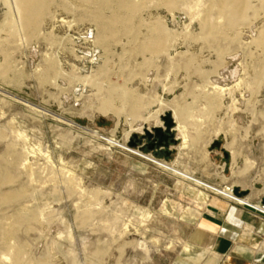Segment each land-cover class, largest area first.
<instances>
[{
  "label": "rangeland",
  "instance_id": "rangeland-1",
  "mask_svg": "<svg viewBox=\"0 0 264 264\" xmlns=\"http://www.w3.org/2000/svg\"><path fill=\"white\" fill-rule=\"evenodd\" d=\"M133 1L139 7L135 13L117 9L113 2L104 11L122 20L134 17L135 30L113 32L109 63L95 87L84 85L83 76L100 71L105 55L102 47L86 41L95 34L97 21L80 0H54L40 35L27 31L24 40L11 6L0 0V64L9 66L0 73V163L24 155L7 171L15 186L28 190L20 203L39 209V218L19 229L25 264H209L215 258L193 248L185 225L188 212H196L201 190L223 195L224 185L247 187V179L264 177L261 1L252 0L239 31L228 30V38L218 42L210 41L204 22H219V32L228 29L226 15L215 7L219 0H177L172 8L161 0ZM184 4L193 7L191 15ZM91 5L95 10L97 5ZM54 15L62 18L56 26ZM165 34L170 36L167 52L153 59L151 49L141 51ZM45 59L59 62L47 81L41 66ZM240 81L239 109L229 117L231 97L211 95L210 88H234ZM112 85L129 91L125 110H82L83 88L85 95H95L100 87L122 104V90ZM167 113L175 120L173 144L182 146L180 158L173 161L149 152L153 149L145 135L146 129L164 126ZM225 115L228 133L212 141L213 132H197L201 124L196 119L214 126ZM68 120L85 128H73ZM189 128L196 131L186 132ZM217 141L230 153L223 172L209 167L208 150ZM232 152L243 170L239 176L233 173ZM208 172L229 183L206 180ZM13 211L11 204L0 206V229L11 222Z\"/></svg>",
  "mask_w": 264,
  "mask_h": 264
},
{
  "label": "bare ground",
  "instance_id": "bare-ground-1",
  "mask_svg": "<svg viewBox=\"0 0 264 264\" xmlns=\"http://www.w3.org/2000/svg\"><path fill=\"white\" fill-rule=\"evenodd\" d=\"M3 1L6 5L9 6V8L11 6L13 10L14 19H15L13 22L14 26L18 29L19 32H24L23 34H19L21 35L20 40H24L27 38V34H26L27 31H30L32 33L31 35H40L41 29H43L40 27V25L44 23L47 15L49 14L50 6L54 2V0H3ZM80 1L82 5L86 6L85 11L87 13H91L97 21L96 23L97 28H96L95 34L92 36V38H86V41H92L95 44V46L102 47L104 50V55H105V60L103 61V64L101 65L99 64L97 66V68L100 71L93 70L91 73L85 74L83 76L84 85L92 83V86L96 87L97 84L100 83V80L98 79V77L100 76L102 72L105 71V67L108 66V63H109L108 62L109 54L107 51L109 49L110 43L114 40L113 32L115 30L123 29L124 31L128 32V34H131L132 30H135L134 27L131 25V22L134 17L130 16L128 19L122 20L116 15L106 16L104 13L105 9L109 6L110 2H113L116 5L117 9H128L132 13H135L139 7L135 4L133 0H80ZM176 1L177 0H161L163 4H165L167 7H170V8L175 6ZM260 1L262 3V7L264 8V0H260ZM252 3H253L252 0H219L218 2H216L215 7L219 9L221 13L226 15V23L228 24V29L225 31L219 32V29H220V25H218L219 22L215 23L208 19L205 20L204 28L207 34H209L210 36V41L218 42L221 39L226 40L228 38V33H227L229 32L228 30L239 31L240 26L244 22H246L248 18L247 17L248 11L252 10L253 8ZM91 4L97 5L95 10L92 9L93 7ZM184 11H186L187 14L191 15V13L193 12V7L190 4H184ZM214 11L216 12V10ZM151 17L152 16H150V18ZM61 19L55 16L54 25L56 26L57 23L61 21ZM173 19H175V16H173ZM152 20L153 19L151 18L150 21ZM120 25H122V27H120ZM261 33H262V36L261 38L258 39V42L259 44L264 45V30ZM169 39H170V36L167 34L160 35L157 38H152L149 41V43L144 44L142 46L141 51L151 49V52H152L151 55L153 59H155V57L159 53L167 52L169 50ZM22 42L24 43V41ZM169 56H170V52H169ZM51 59H49L48 63H46L47 59H45L44 64L41 65L43 66V68L45 67L44 70L46 69L47 71L46 74L42 75L44 76L45 80L46 79L49 80L51 70L56 67L57 63H59L56 59H55L56 61H52ZM153 59H151L150 62H152ZM6 62L4 65L0 64L1 74L6 73L8 71L7 69H9V66H6ZM241 83L242 82L240 81L239 83L235 84L234 88L232 86L231 88H226V87H221V86L220 87L212 86L210 88V90H212L213 92V93H210L211 95L231 97L232 102L228 104V107L226 106L229 110V112L227 113L229 117H231L230 116L231 112L234 115V113L237 112V110L239 109L237 107V102L239 101V99L236 96V92H237L236 89L237 87L241 85ZM111 88L122 90L121 92L122 94L119 97L120 100L122 101V104H119V102H115L114 101L115 99L108 95V91L105 90L103 93H101L102 89L100 87L97 88L98 91L96 90V92L94 93L95 95H93V93L91 94L89 93L88 95H85L86 89L83 88L84 91L81 94V96L82 97L85 96V102L83 104L82 110L86 113H90L95 110H99L102 112H109L111 110H120V111L125 110L126 109L125 103L127 102L128 99L132 98L130 95L128 96L129 91L121 87L118 88L117 85L116 86L112 85ZM89 92H92V91L90 90ZM210 100L211 102H213L215 99L211 98ZM212 104H214V102L211 103V105ZM179 111H180L179 106L175 105V115H178ZM60 118L64 120L62 116H60ZM225 119H226V115L224 118L222 117L218 118L217 121L219 125L215 127L216 129L212 134L213 138H211L212 141L215 138H217L221 133H228L231 130V129L225 130L223 126H221L222 122ZM140 120H141L140 118L136 119V121H140ZM67 122L73 128H81V129L85 128V127H82L76 124L73 121L68 120ZM159 122L160 121L158 120L157 123ZM195 122L197 123V125L198 123L201 124L199 128V132L202 129H205L207 127V123L200 121L199 118L196 119ZM231 123L233 126V127L231 126L232 129L235 130L238 126V123H236V121L231 122ZM23 156L24 155L22 154H18L15 160L5 162V164L0 163V206L11 204L12 207L14 208L12 217L10 218L11 222L7 226L0 229L1 238H2V249L0 250V264H25L27 262V257H26L27 251L25 248V243L20 241L21 239L20 240L17 239V237L19 236L18 235L19 229L21 228L23 224L31 220L33 221L37 220L39 218L38 216L39 209L36 207V205L30 206V205H25L23 203L22 204L20 203V201L25 198L26 191L28 190L27 188L15 186V178L7 171L8 164H16L15 162H17V160L22 161ZM4 187H8V188L3 189ZM42 264H49V263L43 262Z\"/></svg>",
  "mask_w": 264,
  "mask_h": 264
},
{
  "label": "crops",
  "instance_id": "crops-1",
  "mask_svg": "<svg viewBox=\"0 0 264 264\" xmlns=\"http://www.w3.org/2000/svg\"><path fill=\"white\" fill-rule=\"evenodd\" d=\"M215 105V103L212 104L211 109H215ZM217 120L214 126L207 125L209 128L206 127L200 132H214L215 127L219 125ZM221 126L227 130L224 121ZM191 131H196V129L191 130L189 128L186 132ZM197 132H199V129ZM187 142L183 143L186 145ZM173 143L175 141L170 143L169 146L156 147L149 152L154 153L159 158L171 161L177 160L180 158L179 149H182V146L178 148L179 146H175ZM220 143V146H218L215 142L214 148L208 150L209 167L223 172L226 169L225 165L230 161V153L225 145L222 142ZM223 155V159L219 160V156ZM232 159L233 173L235 176H239L243 170L238 166L236 167L237 158L234 152H232ZM223 160L226 163L221 165ZM209 175L206 180L221 185L229 183L225 182L220 174L214 176L213 173H209ZM247 180L251 183L247 187L234 184L243 192L242 195L246 199L239 198L232 201L223 195L204 189L200 192L196 212H188L187 210L190 214L185 217V225L190 230L187 235L189 241L191 240L193 248H201L205 255L215 258L209 264H264V214L247 204L263 203L264 177L259 182L254 178ZM238 202L247 203L241 204Z\"/></svg>",
  "mask_w": 264,
  "mask_h": 264
},
{
  "label": "water",
  "instance_id": "water-1",
  "mask_svg": "<svg viewBox=\"0 0 264 264\" xmlns=\"http://www.w3.org/2000/svg\"><path fill=\"white\" fill-rule=\"evenodd\" d=\"M165 124L164 126H154L153 130L146 129L145 135L148 137L150 142V148L155 149L160 146H169L170 141L174 142V133H172V128L175 123L173 116L170 113L164 116ZM220 141H217V145L220 146ZM235 193L242 195L243 192L240 191L238 187L235 188ZM264 203V198H263Z\"/></svg>",
  "mask_w": 264,
  "mask_h": 264
},
{
  "label": "built area",
  "instance_id": "built-area-1",
  "mask_svg": "<svg viewBox=\"0 0 264 264\" xmlns=\"http://www.w3.org/2000/svg\"><path fill=\"white\" fill-rule=\"evenodd\" d=\"M235 185L233 184H228V185H224L222 190H225L226 194L230 195V196H235L236 198H243V195H239L237 193H235ZM223 194V193H221ZM226 194H223L224 196H226L228 198V196ZM232 201H234L233 199H231ZM236 202V201H235ZM241 204L247 203V202H238ZM249 205H251L253 208H255L256 210H258L259 212H261L262 214H264V203H258L257 205L252 204V203H247Z\"/></svg>",
  "mask_w": 264,
  "mask_h": 264
}]
</instances>
